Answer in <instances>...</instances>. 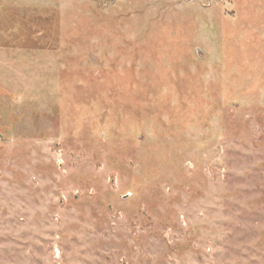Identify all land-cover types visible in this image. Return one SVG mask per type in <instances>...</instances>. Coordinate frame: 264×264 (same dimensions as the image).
I'll return each instance as SVG.
<instances>
[{"label":"rangeland","instance_id":"rangeland-1","mask_svg":"<svg viewBox=\"0 0 264 264\" xmlns=\"http://www.w3.org/2000/svg\"><path fill=\"white\" fill-rule=\"evenodd\" d=\"M0 264H264V0H0Z\"/></svg>","mask_w":264,"mask_h":264}]
</instances>
